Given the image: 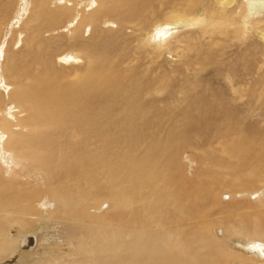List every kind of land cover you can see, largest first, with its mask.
<instances>
[{
    "label": "rangeland",
    "instance_id": "rangeland-1",
    "mask_svg": "<svg viewBox=\"0 0 264 264\" xmlns=\"http://www.w3.org/2000/svg\"><path fill=\"white\" fill-rule=\"evenodd\" d=\"M68 1L71 5L76 2H81L82 5L84 2ZM136 1L138 7L135 12L145 18L141 31L137 32L133 21L126 24L118 20V10L114 8L107 14V20L111 23L107 27L102 25V32L95 27H88L86 33L83 29L80 34H74L72 26L67 24L68 19L64 18L56 23V28L59 29L49 34H39L36 31L37 24L33 26L29 22L34 7L31 3L34 0H0V80H5L15 88L12 93L16 97L22 95L23 89L19 85L26 84L28 78L29 82L39 79L37 69L40 76L43 67L52 76L53 73L49 72L51 66L43 65H50V62L55 66L56 85L59 84L62 88L75 84L85 73L87 62L86 56H83L84 47L89 46L94 47L92 51H97L92 54L97 55L95 57L99 60L104 56L112 57L117 49L120 57L122 56L108 72L106 83L109 90L129 84L124 81L127 75L135 80L136 77H141L140 82L151 83L147 87L162 90L161 93L151 94L156 98L155 103L143 116L144 121L149 118L154 121L157 146L147 151H136L134 158H126L123 153L116 157L113 151H100L90 159L83 158L82 167L85 166L88 172V188H100L102 193L93 194L86 199L77 213L66 210L52 217L53 210L50 208L44 212L36 208L40 199L45 200L47 207L55 201L52 191L59 187V183L51 177L58 175L59 165L63 167L69 155L65 158L66 153H60L64 160L59 162V154L54 153L53 160L47 161L48 168L54 170L48 175L51 179L48 183L50 186L40 180L36 185L37 177L35 179L28 175H18L19 169L12 156H6V159L10 158L12 166L1 162L3 156L0 157V208L10 211L8 215L2 212L0 215V234L4 232L6 235L4 240L0 237V244H5L10 249L9 254H0V264H245L247 257L231 249L217 235L216 230L219 229L228 239L253 238L264 242V159H260V147L253 146L260 142L264 147V98L257 101L254 94L260 87V76L264 78L262 18L261 24L252 25L242 39L235 35L240 21L236 16L233 25L228 26L229 35H222L223 37L214 35L212 39L209 34L203 37L197 26L191 27L174 35L169 40L168 50L156 57L152 49L143 48L138 43L139 38L149 33L153 26L171 21L175 14L200 20L206 16L205 12L218 8V5L215 0H192L187 7L176 6L172 4V0H163L161 3L154 0H151L152 3ZM242 1L235 0L236 3L231 8L228 7L227 13L238 12V8L244 7L245 0L243 3ZM130 2L131 0H125V6ZM143 2H146V11L139 12ZM65 32L66 35L63 34ZM40 36H44L43 40L39 39ZM46 36L57 44L50 38L49 44ZM71 38L74 39L72 42ZM214 40L218 41L216 45L213 44L216 43ZM67 51H80L81 63L74 64L75 66L59 64V54ZM124 57L131 63L122 64ZM27 65L31 66V75L25 72ZM251 80L255 84L244 88L245 83L247 86ZM231 86H234L237 94L232 92ZM149 91L150 89L146 92ZM0 93L2 99L3 92ZM240 93L242 95L239 99ZM4 94L7 96L8 93ZM105 98V95H96L87 104H83L82 113L89 115L88 112L95 110L96 105L105 101ZM27 106L37 115L36 106L32 102ZM55 122L44 130L48 134H54L55 146L59 148L71 141L66 136L59 135L63 134V126ZM58 135L60 139L57 140ZM82 139L80 136L73 141L77 144L73 143L72 154L81 149L78 147L81 146L79 142ZM244 143L248 146H244ZM221 147L226 152H221ZM64 148L65 146L62 150ZM0 150L7 152L6 155L9 153L3 148ZM244 151L249 153L248 160L252 165H242L238 161L237 157L243 155ZM9 154L14 157L12 152ZM103 157L111 160L108 166L101 162ZM151 158L155 159L153 161L156 164L144 167L142 164ZM256 162L260 164L256 165ZM221 163H225V166L221 167ZM4 167L10 168V171L15 170L13 174L17 173L14 180L23 187L17 191L18 195H13L12 189L16 185L12 182L13 186L4 177ZM73 169L78 171L74 164ZM107 175L122 179L125 186L120 188L116 181L111 180L103 185L106 180L102 179ZM151 175H155L156 179L145 181ZM35 185L36 193L31 192L33 194L29 199H23L22 195L28 193L29 188H35ZM117 188H120V202L114 196L105 195ZM123 191L125 194H122ZM134 192L136 196L132 200L136 202L131 204ZM258 192L262 194L254 196ZM175 199H179L176 205ZM185 200L187 201L183 203ZM72 202L73 198L68 201L69 206ZM157 224L163 226L158 227ZM24 235H34L37 238L32 252L19 249L18 240ZM15 246L17 250L14 249Z\"/></svg>",
    "mask_w": 264,
    "mask_h": 264
},
{
    "label": "bare ground",
    "instance_id": "bare-ground-1",
    "mask_svg": "<svg viewBox=\"0 0 264 264\" xmlns=\"http://www.w3.org/2000/svg\"><path fill=\"white\" fill-rule=\"evenodd\" d=\"M34 1L35 2L31 3L32 4L31 6L34 5V7L31 11V18L29 22L33 26L37 24L36 31L39 34L40 32H47L49 34L59 29V28H56L57 26L56 23L61 22L64 18L68 19L67 24L70 25L69 27L72 26L73 30L75 31V32L73 31L74 34L79 33L83 29H84V33H86L87 29H89L90 27L92 28L95 27L97 28L99 32H102L103 30L102 25L107 27L109 23H111V22H108L107 20V18L109 17V15L107 14H109L108 12H110L111 10H114V8L115 9L117 8L118 10V11L116 10L117 11L116 16L118 20L126 24H130L133 21L134 27L135 29H137V32L143 30L142 26L145 21V18H144V15L135 12L137 11V7H138L137 6L138 1L136 0H131L130 4H128L127 6H125V0H84L82 5H81V2H76V1H74L76 3H73L71 5V3H69L68 0H34ZM143 1L151 2V0H143ZM154 1L161 3L163 0H154ZM215 1L218 5V8L216 9L212 8L210 11L207 10L208 12H205L206 16L204 18L201 17L202 19L200 18V20H198L197 18L189 19L187 17H181L179 14H175L172 17L173 19L171 21L162 22L158 25L153 26L151 31L149 33H146L143 38L138 37L139 45L143 48L152 49L153 53L156 54V57H160L162 54H164L165 51L168 50L167 46L169 44V40L174 35L182 32L183 30L190 29L191 27L197 26V28L200 29V33L202 34L203 37L209 34V37L213 39L214 35L215 36L219 35V37L222 35L223 36L227 35L228 32H230L228 26L233 25V22L235 20L234 17L236 16L239 18L240 21L238 20L239 21L238 29L236 28L237 30L236 29H235L236 31L234 30L236 32L235 35L237 37L240 36L242 39L245 35H247L246 33L250 31V27L252 25L261 24L262 22L261 18L264 22V19H263L264 0H245V1L243 0L244 3L243 1L242 3L244 4V7L238 8L239 9L238 12L237 10L236 12L232 11L230 14H228L229 12L227 13V9L228 7L234 4L235 0H215ZM70 2H73V0ZM191 3H192V0H172V4L179 6V7H187ZM145 4L146 2L145 3L143 2L142 6L138 9L140 10L139 12H141V10L146 11ZM61 25H59V27H61ZM261 29H263V27H261ZM63 34L66 35V32ZM69 35H71V33ZM43 37L44 36H42L41 38L40 36L39 39L43 40ZM49 38L50 37H47L46 40H48ZM63 38L65 39V37ZM82 38H85V36ZM262 38L264 39V31L262 32ZM54 40L56 41V39ZM65 40L68 41L67 39ZM71 40H74V39L71 38L70 41ZM214 41H216V43L213 42V44L216 45L218 41L217 40H214ZM88 43L89 42H87V44ZM54 44H57V43H54ZM90 44H93V43H90ZM58 45H60V43ZM71 45L73 46V44ZM92 47L93 46H91V48L90 46L86 48L84 47V51H85L84 54L82 53L83 51H81L83 56L84 55L86 56L85 62H87L86 63L87 67L85 66L86 68H85L84 75L81 78H78L76 80L77 82H75V84L71 86H64L61 88L59 84L58 85L55 84L56 82L55 72L56 71H55V66L53 62H50V65H48V63L43 64V65H46L47 67L51 66L50 67L51 69L49 68V72L53 73L52 76H49L48 71L46 72V70L43 67V72L41 76H40V71L37 69V74H39V79H35L34 81L30 80L29 82L30 78H28V81L26 82V84L18 86L19 88L23 89L22 95L20 97H16L12 93L15 91V88H13L11 85H8L5 82V80L3 81L0 80V91L3 92L2 99L0 98V148H3L4 151H9V153L12 152V154H14V157H13V155H10L9 153L6 155L7 152L4 153L3 151L0 150L1 151L0 157L3 156L2 159L0 158L1 162L3 161V163H7L8 165H11V162L9 161L10 158L6 159V156H12V158H14V163L17 166L16 168L19 169L17 172L18 175L20 176L22 174L28 175L29 178L34 177L35 179L37 177L38 180H36L35 182L36 185H37V181L39 182L40 180L41 182H43L45 185L48 186L49 185L48 183H50L51 179L53 180L57 179L59 183V187H55L56 189L52 191V195L54 196L53 199L55 201H52L50 204H48L49 207H47L46 206L47 204H45V200L42 201L40 199V201H38L36 205L37 206L36 208H38V210H41V212L46 211L47 208H50L51 210H53L52 217L57 216V213L66 212V210H69L70 212H73V213L74 212L77 213L78 210L82 207V203L84 205L86 199L91 197L93 194L100 195L102 193V189L100 188L98 190L95 189L94 187L88 188L89 185L87 184V180H86L88 176V172L85 166L82 167L83 158L90 159L93 155H95L96 153L100 151L102 152L103 151L104 152L113 151L116 157L120 153H123V155L126 158L129 156H132L134 158L136 155L135 153L136 151H147L157 146V138H156L157 135L153 129L154 121L152 120V118H149L148 121H146L145 119L144 121L143 116L146 115V111L150 110L153 104L155 103L156 98L153 97L151 94L153 93V95H155V94L161 93L162 90L160 88L156 89V87L155 88L154 87L151 88V86L147 87L148 85H151V83L149 84L146 81L140 82L141 77H136V80H135L134 77H132L131 75H127L128 77L126 78L124 77L125 78L124 81L129 82V84L127 83V85L123 87L116 86V88H112L111 90H109L108 88L110 87L107 86V83H106L108 72H110L109 70H111L112 68L111 66L114 64V62L119 60V58L121 59L122 56L120 57L121 54L117 49L114 51V55L112 57L106 58L104 56V58L102 57L99 60L98 57H95L97 55L94 56L92 54V53H96L97 52L96 50L98 48H95L96 52H94L91 50V49H94V47L93 48ZM14 50L15 49H13V51ZM33 54H34V51H33ZM80 56H81L80 51L61 52L57 58L58 59L57 61L59 64L61 63L66 66H71V65L75 66L74 64L79 65V63H81ZM0 59H1V56H0ZM121 61L120 62L122 64L123 63L126 64V62L129 60H126L125 58V60L123 59ZM127 63H131V62H127ZM82 64H83V61H82ZM30 69H31V66L27 65L26 71L25 70L24 71L27 74L31 75V73H29ZM128 70L129 68L127 69V71ZM249 76H251V73L249 74ZM0 78L2 77L0 76ZM131 78L132 80L130 81ZM254 84L255 83H253V81L251 80L250 84L248 83L247 86H246V83H245V86L244 84L241 83V86H244V88H250ZM149 89H150L149 92L151 93L146 92ZM231 90L232 92H234V94H237V91L234 88V86H231ZM4 93H8L7 96ZM254 94H255V97H257V101L263 100L264 98V78L262 76H260V87L257 88V91ZM96 95L97 96L105 95L106 96L105 101L97 104L96 105L97 107L96 108L94 107L95 110L88 112L89 115L87 114L84 115L82 113L83 104H85L90 99L95 98ZM241 95L242 93H240L239 99L241 98ZM147 96L149 97V99H145V97ZM30 102H32V104L36 106L37 115L31 112L30 106L33 109L32 105H30L28 108L27 104L29 105ZM86 110L88 109L86 108ZM63 120H67V122H64ZM54 121H56L55 122L56 124H62L63 126L61 129L63 134H59V135L66 136L68 140L71 141V142L64 143L63 145H61V147L58 145L59 148L55 146V142H54L55 136H53L54 134H48L49 132L46 133L47 131L45 132L44 130L47 126L50 127L51 125H53ZM59 135L57 137V140L60 139ZM80 136H82L83 139L81 140V142H79L81 143V146L78 148H81V149L76 150L72 154V147L74 146V144H77L76 142H73V141H75L76 138ZM257 144L258 145H253V146L255 148L260 147V151L262 150V152L260 153L261 155L260 159L262 158L264 159V151H263L264 147H262L260 142ZM230 145L231 143L229 144V146ZM64 146L65 148L64 150H62ZM244 146H248V145L244 143ZM226 147L227 146H225V148ZM225 148L221 147V150H222L221 152H226L227 148L226 150ZM54 153L59 154L58 155L59 157L57 158V161L59 162L64 160L63 156L60 155V153H66L64 154L66 155L65 158L68 155L69 157L67 161L63 163L64 164L63 167L62 165H59L60 168L58 170V175L55 177L52 176L50 179L48 175L51 174V172H53L54 170L48 168L49 167L48 162H51L53 160ZM248 155L249 153H247V151H244L243 155L238 156L237 159L238 161L242 162V165H245V164L252 165V163H250V161L248 160L250 156ZM101 159H103L101 162H103L105 166H108L110 164L111 160L109 158L108 160L106 157H103ZM153 159L154 158H151L145 161V163L142 165L144 167H147V165L151 167L152 164H156V161L154 162ZM258 160L259 159H257V162H259ZM86 162H88V160ZM257 162H256V165H259L260 163H257ZM225 163H221L222 165L221 167L225 166L224 165ZM73 164L75 167L78 168L77 172L73 169ZM3 166H5V164ZM14 171H10V168L8 167L7 169L5 168V171H4L5 172L4 177L7 179V181H10L11 184L13 182L16 185V187L12 189L13 195L17 194V191L23 188V187L21 188V186H19V184L15 182L16 180H14V178L17 173L13 174ZM59 172H62V174H59ZM40 175H42L43 177H40ZM155 179H156V176L151 175L145 181H154ZM102 180H106L103 182V185L106 182L111 180V181H116L120 188L122 187V185L125 186V183L122 179L111 176V175H107ZM36 185L33 186L35 187L33 189L29 188L28 193L22 195V198L29 199L30 198L29 196L31 194L36 193L37 191ZM80 185H82V187H79ZM210 185H212V183H210ZM120 188H117L118 190L116 189L115 191L112 190V191H109V193H105L106 197L109 194L112 197L114 196L120 202V196H119ZM198 190H203V189L198 188ZM113 191L114 193H111ZM136 193H139V192H136ZM122 194H125V192L123 191ZM133 194H135V192ZM261 194L262 192L260 193L258 192V193H255L254 196L259 197ZM244 195L247 196L248 194H244ZM135 196L136 194L133 197H131V204H135L136 200H132V198H135ZM72 198L75 203L72 202L71 205L69 206L68 201ZM178 201L175 199L174 205L179 203ZM186 201L187 200L183 201V203H185ZM183 210L185 211V208ZM1 212L8 215L10 211L7 209L0 208V215H1ZM30 215L31 214H29V216ZM38 222H40V219H38ZM156 226H158V224ZM162 226L163 225H160L158 227H162ZM216 233L219 237H221L224 241L228 243L231 249L238 251L247 257L245 258L247 259L246 260L247 263L245 264H264V260H263L264 259V242L263 241L253 240V238H250L252 240H248V238L228 239L222 234V232L219 229L216 230ZM0 237H3L2 240L5 239L6 235L4 234V232L0 234ZM30 237L33 238V243L31 245L28 244V242L30 241ZM36 242H37L36 236L24 235L18 240V246H19V249L21 248V250L23 251L32 252L35 249ZM71 245L74 246V243H72ZM14 249L17 250L18 249L17 246H15ZM9 253H10V249H8V247L5 244L1 243L0 244V254L7 255ZM237 264H244V263H237Z\"/></svg>",
    "mask_w": 264,
    "mask_h": 264
},
{
    "label": "water",
    "instance_id": "water-1",
    "mask_svg": "<svg viewBox=\"0 0 264 264\" xmlns=\"http://www.w3.org/2000/svg\"><path fill=\"white\" fill-rule=\"evenodd\" d=\"M32 243H33V238L30 237V241L28 242V244L31 245ZM28 244H27V245H28Z\"/></svg>",
    "mask_w": 264,
    "mask_h": 264
}]
</instances>
